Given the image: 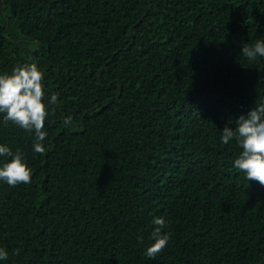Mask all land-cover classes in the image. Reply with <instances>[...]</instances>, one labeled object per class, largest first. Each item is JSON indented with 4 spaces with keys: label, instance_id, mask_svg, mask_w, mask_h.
I'll list each match as a JSON object with an SVG mask.
<instances>
[{
    "label": "trees",
    "instance_id": "trees-1",
    "mask_svg": "<svg viewBox=\"0 0 264 264\" xmlns=\"http://www.w3.org/2000/svg\"><path fill=\"white\" fill-rule=\"evenodd\" d=\"M257 39L264 0H0V75L36 63L58 94L43 155L0 114L32 169L0 180V264H264V187L220 139L264 103Z\"/></svg>",
    "mask_w": 264,
    "mask_h": 264
},
{
    "label": "clouds",
    "instance_id": "clouds-1",
    "mask_svg": "<svg viewBox=\"0 0 264 264\" xmlns=\"http://www.w3.org/2000/svg\"><path fill=\"white\" fill-rule=\"evenodd\" d=\"M243 58L255 61L264 57V39H257L255 44H244L241 49ZM44 73L36 63H25L15 66L10 74L0 75V114L3 115V125L9 122L34 133V153L43 155L46 151L43 141L48 133L45 122L49 117V106L58 103V94L53 93L45 104V86L42 83ZM72 122V117H66L65 125ZM229 124L233 121L229 120ZM235 127L228 124L222 130L221 142L225 145L235 141L241 151L234 161V167L245 174L247 181H255L264 187V103L251 108L246 115H240L234 121ZM0 157L10 158L0 166V180L10 187L21 183L30 184L32 169L24 162L20 150L12 151L7 145H0ZM152 223L157 227L152 232V243L147 247L145 255L155 259L167 247L170 235L163 233L166 222L162 217H156ZM8 252L0 247V260H7Z\"/></svg>",
    "mask_w": 264,
    "mask_h": 264
}]
</instances>
